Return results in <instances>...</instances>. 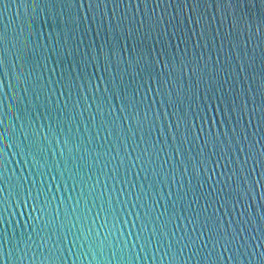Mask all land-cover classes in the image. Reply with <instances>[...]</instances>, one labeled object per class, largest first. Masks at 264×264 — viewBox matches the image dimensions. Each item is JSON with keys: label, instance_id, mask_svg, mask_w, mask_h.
<instances>
[{"label": "water", "instance_id": "obj_1", "mask_svg": "<svg viewBox=\"0 0 264 264\" xmlns=\"http://www.w3.org/2000/svg\"><path fill=\"white\" fill-rule=\"evenodd\" d=\"M0 264H264V0H0Z\"/></svg>", "mask_w": 264, "mask_h": 264}]
</instances>
